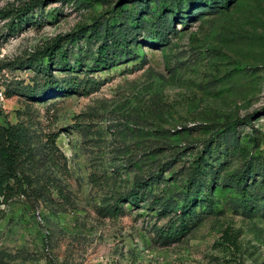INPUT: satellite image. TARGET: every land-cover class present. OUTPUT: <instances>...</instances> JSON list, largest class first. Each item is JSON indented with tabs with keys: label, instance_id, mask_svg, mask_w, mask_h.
Segmentation results:
<instances>
[{
	"label": "rangeland",
	"instance_id": "obj_1",
	"mask_svg": "<svg viewBox=\"0 0 264 264\" xmlns=\"http://www.w3.org/2000/svg\"><path fill=\"white\" fill-rule=\"evenodd\" d=\"M33 1L0 0V10ZM42 1L19 33L0 19V124H25L36 154L25 169L32 190L1 207L0 264H264V172L246 196L226 184L244 162L228 150L234 141L213 162L217 183L185 199L187 170L214 124L236 122L240 146L264 157V0H234L185 23L170 0H152L154 15L139 20L127 15L128 0ZM163 7L177 18L164 46L149 26ZM120 11L139 26L115 64L97 66L101 42L87 40L66 46L63 69L32 63L57 38L112 23ZM50 72L75 79L77 90L29 98ZM152 174L161 176L145 199H121ZM166 202L173 212L164 216ZM186 204L193 229L165 244L158 230Z\"/></svg>",
	"mask_w": 264,
	"mask_h": 264
},
{
	"label": "trees",
	"instance_id": "obj_2",
	"mask_svg": "<svg viewBox=\"0 0 264 264\" xmlns=\"http://www.w3.org/2000/svg\"><path fill=\"white\" fill-rule=\"evenodd\" d=\"M152 0H128V4L131 5V10L127 13L132 18L140 19L141 14H152L154 13L150 9V2ZM172 5L177 6L179 17L183 20V23L189 21L190 18H195L201 12L212 11L219 12L221 9H226L234 2V0H185L187 4L184 5V0H170ZM43 3L42 0H34L27 7L21 8L20 10H0V19L10 20L9 33L16 34L24 30L25 27L31 24V17L29 14L36 7H39ZM145 4V11L142 13L139 8ZM195 8V6H197ZM124 8V7H122ZM121 8V9H122ZM166 8V7H165ZM174 8V7H173ZM173 8L168 11L161 8L162 13H158V16L153 19V23H150V28L154 33V40L159 45H166L171 40V28L174 27L177 18L173 17ZM220 9V10H219ZM188 12V16L183 15ZM159 10H157L158 12ZM124 11H120L116 21L112 23H95L91 27L80 29L76 34L69 35L65 38L59 37L45 48L38 51L33 56V64L39 63L37 66L40 72L44 70L51 71L54 68L63 69L67 66L69 58L67 56L66 46L74 45L79 40H87L88 42H101L98 48V57L95 60L97 66H111L115 64V57L118 53L122 54V49L131 40V26L134 25V20L130 23L128 16L123 14ZM186 20H185V19ZM138 23H141L140 21ZM137 26V27H138ZM110 50L113 53H110ZM116 55V56H115ZM46 60V68L43 67V61ZM49 81L45 85L42 91L35 92L34 90L28 91L27 96L31 99L36 98H47L52 95H64L73 94L76 89L75 79L67 80H55L54 76L48 73ZM249 119L246 118L245 121ZM214 130L213 137L204 144L203 151L197 155L193 164L187 170L188 179L186 183L187 195L185 199H190L192 195L198 196L201 191L206 188L211 190L214 184L217 183L219 177L216 173L217 168L213 164L221 154L222 147L225 144H234L228 150L232 154H239L240 161L243 162V166L239 171L231 175L226 180V184L229 187H234L237 191L241 192L244 196L249 194L248 181L255 176L264 172V157L251 156L246 147H241L238 139L235 137V131L237 130L236 122H227L224 124H214L209 127ZM33 137L30 129L23 123L8 124L7 126L0 124V221L3 219L4 212L1 209L2 206H6L16 198L27 196L33 188V178L25 172L26 168L34 169L36 166V154L35 148L32 146ZM49 142V141H48ZM55 139L52 140L50 146L53 149ZM50 150L51 160L53 158V151ZM161 176V174H159ZM159 176L155 174L149 177H139L135 182L134 189L128 195L121 197V199L129 200L134 205H137L141 200L146 198L147 188L158 182ZM211 183H208V180ZM179 198L175 201L177 206ZM155 202V200H153ZM156 204H160L158 201ZM122 210L117 208L115 213H120ZM163 215L172 213L171 206L168 202L163 203ZM193 213L191 205L186 204L181 207L179 212L177 211V217L171 218L165 226L158 230V237L165 244H173L178 242L181 238L188 235L193 229ZM195 224V223H194Z\"/></svg>",
	"mask_w": 264,
	"mask_h": 264
}]
</instances>
